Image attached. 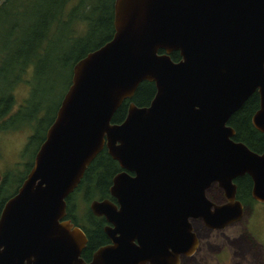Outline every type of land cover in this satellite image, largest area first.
Instances as JSON below:
<instances>
[{"label":"water","instance_id":"1","mask_svg":"<svg viewBox=\"0 0 264 264\" xmlns=\"http://www.w3.org/2000/svg\"><path fill=\"white\" fill-rule=\"evenodd\" d=\"M113 34L75 62L71 82L32 165L0 211V264H177L195 249L189 218L221 229L243 215L233 179L252 180L264 203V151L235 141L228 120L254 93L264 133V0H114ZM179 53L174 61L170 54ZM143 81L155 94L128 103ZM106 148L125 171L104 216L110 243L85 262L87 237L66 218V198ZM217 183L226 202L205 190Z\"/></svg>","mask_w":264,"mask_h":264},{"label":"trees","instance_id":"2","mask_svg":"<svg viewBox=\"0 0 264 264\" xmlns=\"http://www.w3.org/2000/svg\"><path fill=\"white\" fill-rule=\"evenodd\" d=\"M29 3L30 0L0 1V24L5 19L3 16L9 17L8 19L10 22L14 23V15L20 11L22 12L27 10ZM113 3L114 0H51L49 10L41 11L37 14L35 19L27 22V26L26 24L24 25L25 27L23 28H25V33L29 35V38L23 37L20 34L21 30L18 27V24L21 22L17 20L15 32L13 31L9 37L10 39L14 38V44L16 45V48L14 51H6V48H4V51L0 52L1 57L3 54L5 55L4 59L0 58V70L3 71L2 73L7 71L6 62L10 61L7 60V57L9 55H13L17 58L21 56L24 57V59L23 57L20 58V62H18L20 59H18L16 62L17 65L15 66H17L18 70L16 71L17 74L14 77V82H16L14 86L21 82L20 80H22L21 76L23 73H26L28 76V72L31 71L33 75V71L36 69V66L41 61L45 60L46 56L48 55L49 42L53 41L54 36H58L59 38L64 39V42L68 43L67 47L65 48V52L58 54L57 58L64 66H67V68L69 67V79L67 87L58 101L54 114L44 126L43 130H41L43 127L41 124H45V122L38 120L39 114H37V110L34 112V103L30 105L29 101L27 100L26 105H22L20 107L19 112L23 111L25 107H31L32 112H30V121L28 122L29 125L32 124V121H36L33 133L29 136L27 143L22 150V155L26 157L28 154V146L35 142V140L38 141V144L34 150L32 158L23 164L22 171H18L16 169L17 167H15L16 173H14V170L12 174L10 173L11 171L8 173V176L12 177V181L9 180V177L6 178L7 173L4 175L3 183L0 185V211L4 202L16 192L17 188L22 183L27 172L29 171L34 155L39 145L43 141L46 130L52 123L60 101L71 82L73 65L88 52L98 48L111 38L114 31ZM170 57L174 61L180 59L179 53L177 51L172 52ZM12 69L13 65H11L10 70ZM1 76H3V74ZM11 81H13V78L10 79V83ZM12 90L13 83L12 85H9L4 92L0 91V118H2L5 114V111L9 109V104L11 101L8 97ZM30 92H33V86L31 87ZM154 94L155 85L153 82H141L138 85L133 97L130 100H125L116 110L112 116L111 122L120 123L124 119L127 112L128 103L130 101L137 106H146L150 103ZM258 101V94L257 92H254L228 120V125L233 127L235 130L233 139L243 142L255 152H260L264 148V133L256 130L251 124V117L258 109ZM13 119L14 116L11 117L10 121H7L2 129L7 130L8 128H12L15 123V121H12ZM260 137L263 138L260 139ZM261 140H263V142ZM117 167V162L110 157L106 148L104 147L87 166L84 176L80 180L76 190H74V192L69 194L66 198V217L74 218V223L83 229L88 238L86 247L83 250V256L85 254L88 255L93 249L108 241L102 230V222L98 218L92 217V214L88 210V204L92 199H95L99 196L102 197L105 194L107 195L110 177L116 171ZM10 188H12V191L8 193ZM242 192L243 191L239 189L237 191V195L240 199H242L241 196H243ZM78 195H82V198L87 202V209H85L81 215L77 214L76 209L77 203L75 198ZM246 198L249 200L252 199L249 192H247ZM242 201L246 202L243 199ZM83 215L84 218L91 217V221L89 223L80 224L78 220H82Z\"/></svg>","mask_w":264,"mask_h":264},{"label":"rangeland","instance_id":"3","mask_svg":"<svg viewBox=\"0 0 264 264\" xmlns=\"http://www.w3.org/2000/svg\"><path fill=\"white\" fill-rule=\"evenodd\" d=\"M50 2L51 0H30L27 10L18 12L17 16L14 15V23L10 22L9 17L3 16L5 19L0 24V52L4 51V48L6 51H14L16 48L14 38L9 37L13 31L15 32L17 20L21 22L18 24L20 34L29 38L23 28L24 25L27 26V22L35 19L41 11L49 10ZM63 40L54 36L53 41L48 44V55L45 60L36 66L33 75L31 71L28 72V76L23 73L21 82L16 86H14L16 84L14 77L18 69L15 65H17V60L23 56L17 58L9 55L7 60L10 61L6 62L7 71L2 73L3 71L0 70V91L4 92L13 83L14 101L9 104L8 110L16 109L12 120L15 121L14 126L7 130L0 127V179H4L6 173V178L9 177L10 171L11 174L13 170L16 173L15 167L18 171H22L23 164L32 158L38 144L35 140L28 146L26 157L22 155V150L33 133L36 121H32L29 125L32 109L29 106L19 112L20 107L26 105L27 100L30 105L34 103V112L37 110L39 114L38 120L45 122L41 124L43 126L41 130H43L54 114L58 101L67 87L69 67L64 66L57 58L58 54L65 52L68 45ZM0 58L4 59L5 55L1 57L0 54ZM20 61L21 59L18 62ZM10 64L13 65L12 70H10ZM11 78L13 81L10 83ZM32 86L33 92H30ZM9 180L12 181V177H9ZM11 191L12 188L8 190V193ZM209 195L214 200L220 199L219 192L210 191ZM75 201L77 214L81 215L82 211L87 208V202L82 199V195H78ZM254 206V212L243 214L238 222L227 226L222 231H209L202 222L193 221V229L198 236L197 251L190 257H182L179 264H264V206L257 204ZM78 221L80 224L85 223L83 220Z\"/></svg>","mask_w":264,"mask_h":264},{"label":"flooded vegetation","instance_id":"4","mask_svg":"<svg viewBox=\"0 0 264 264\" xmlns=\"http://www.w3.org/2000/svg\"><path fill=\"white\" fill-rule=\"evenodd\" d=\"M13 91H11V93H10V95H9V99H10V103H12L14 100V97H13ZM6 98V97H5ZM7 99V98H6ZM8 100V99H7ZM258 100H259V96H258ZM259 102V101H258ZM244 104V103H243ZM242 104V105H243ZM258 107H259V105H258ZM16 110V109H15ZM14 110V111H15ZM12 110H7V111H5V114H4V116L2 117V118H0V127H3L6 123H7V121H10V119H11V117L12 116H14V111H12ZM13 114V115H12ZM1 122H2V124H1ZM1 129V128H0ZM263 137H260V139H262ZM235 141H237V140H235ZM258 141H260V140H258ZM262 142H263V140H261ZM240 142V141H239ZM243 143V142H242ZM247 146V145H246ZM248 147V146H247ZM249 148V147H248ZM250 149V148H249ZM251 150V149H250ZM264 151V148L260 151V152H257L256 151V153H262ZM255 152V151H254ZM115 161V160H114ZM117 162V161H116ZM117 165H118V163H117ZM122 171H125L127 174H129V175H134V173L133 172H130V171H128V170H124V169H122V168H120V166L118 165V167H117V169H116V171L112 174V176L110 177V184H109V186H108V189H107V195L105 194V195H103L102 197H97V198H95V199H92V200H103V199H108V200H110V201H112V202H114V203H116L117 204V201H116V199L110 194V191H109V189H110V186L112 185V179H113V177L116 175V174H118V173H120V172H122ZM83 176H84V174H83ZM83 176H82V178H83ZM81 178V179H82ZM80 179V180H81ZM233 182L235 183V185H236V199H238L241 203H242V205H243V214H250L251 212H254V210H253V208H255V204H257V205H260V206H264V203H261V202H258V201H256V200H254L253 198H252V196H251V188H252V180H251V178L249 177V175H247V174H244V175H241V176H237L236 178H234L233 179ZM3 183V179H0V185ZM80 183V182H79ZM79 185V184H78ZM77 185V186H78ZM77 188V187H76ZM76 188H75V190H76ZM238 189L239 190H241V191H243L242 193H243V196H241V198L243 199V200H245L246 202H244V201H242V199H240L239 197H238V195H237V191H238ZM210 191H215V192H219L220 193V199L219 200H214L212 197H210V195H209V193H210ZM74 192V191H73ZM247 192H249V194H250V197L252 198V199H248V198H246V194H247ZM71 194V193H70ZM205 196L211 201V202H213V203H215V204H223V203H225L226 202V198H225V194H224V191H223V189L222 188H220L219 187V185L217 184V183H214V184H212L211 186H209L206 190H205ZM83 199V198H82ZM91 200V201H92ZM90 201V202H91ZM90 202H89V204H88V210L90 211V213L92 214V217H96V218H98L101 222H102V230H103V232H104V234L106 235V237H107V239H108V241H106L105 243H103V244H101V245H99L98 247H96L95 249H93L88 255H84L83 256V251H82V253H81V257L83 258V260L85 261V262H89L90 260H91V258H92V254L94 253V251L97 249V248H99L100 246H103V245H106V244H108V243H110V241H109V238H108V236H107V234L105 233V230H104V228H105V226H108V225H110V223L109 222H107L106 221V219L104 218V216H97V215H95V214H93L92 212H91V210H90V208H89V205H90ZM76 207V206H75ZM66 209H67V202H66ZM77 209V208H76ZM87 209V208H86ZM84 211H82V213H83ZM81 213V214H82ZM66 214H67V212H66ZM253 216H254V213H253ZM67 218V217H66ZM242 218V217H241ZM67 219H69L74 225H76V226H78L76 223H74V218H71V217H68ZM82 220L85 222V223H89L90 221H91V217L90 218H84V215H83V217H82ZM240 220V219H239ZM239 220H237V221H235V222H233V223H231V224H234V223H236V222H238ZM77 221V220H76ZM193 221H200V222H202L206 227H207V229L209 230V231H213V230H215V231H222V230H224L227 226H229V225H231V224H228L227 226H225L224 228H221V229H211V228H209L205 223H204V221L202 220V219H200V218H189V222L191 223V232L192 233H194L195 234V237H196V239H197V244H198V236H197V234L195 233V231H194V229H193ZM94 224H95V222H94ZM79 228H81L80 226H78ZM82 229V228H81ZM82 231H83V229H82ZM84 232V231H83ZM85 233V232H84ZM86 235V234H85ZM86 237H87V235H86ZM87 241H88V238H87ZM86 244H87V242H86ZM197 244H196V247H197ZM85 247H86V245H85ZM85 247H84V249H85ZM196 247H195V249L194 250H192L189 254H181V255H179V257H178V259H179V261L181 260V258L182 257H190V256H192L194 253H196V251H197V249H196ZM83 249V250H84ZM177 264H179V262L177 263Z\"/></svg>","mask_w":264,"mask_h":264}]
</instances>
